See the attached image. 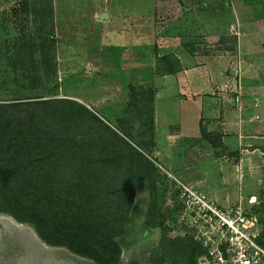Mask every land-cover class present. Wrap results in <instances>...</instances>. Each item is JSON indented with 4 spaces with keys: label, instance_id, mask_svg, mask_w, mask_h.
<instances>
[{
    "label": "rangeland",
    "instance_id": "rangeland-1",
    "mask_svg": "<svg viewBox=\"0 0 264 264\" xmlns=\"http://www.w3.org/2000/svg\"><path fill=\"white\" fill-rule=\"evenodd\" d=\"M67 1L72 2V6H68ZM76 2L80 4L79 8L75 6ZM88 3L96 6L90 9ZM147 3L148 6H145ZM80 12L84 15L94 14L99 25L94 24L96 26L93 27L91 22L81 20L79 23L74 20ZM113 14H131L137 18L134 17L135 22L123 19L122 22L104 20V15L108 17ZM141 14L152 20L147 25L158 32L155 41L157 44L166 43L176 51H188L191 56L187 64L195 66L210 63L207 74L212 76L214 85L202 87L200 80H197V85L193 87L198 97H206L212 101V113L202 116L205 129L206 121L216 122L221 118L219 112L225 110L236 109L239 111L238 115L245 119L257 120L255 125H244L246 134L242 138L239 136V139H235L232 133H228L226 142L219 144V134L213 133L211 136L217 146L209 151L211 160L207 163V170L212 173L209 181L214 186L231 187L232 181L241 180L242 170L235 174L232 165L234 161L241 156H248L249 161L240 169L249 170L253 169L249 166L251 159L260 160L264 157L260 148L254 150V146L264 147V0H0V102L34 100L39 97L49 99L54 96L62 98L76 93L84 98H91L95 93L92 78H98L95 72H90L92 64H101L104 55L98 56L90 50L87 52L86 44L92 42L86 40L87 37H92L89 31L93 29L96 32L98 29L101 33L99 40L103 45L108 47L111 44L118 48L122 46L124 33H130L133 28L140 30L143 25L139 21ZM128 28L130 30L126 32ZM82 33L84 34L81 35ZM66 46H76L83 53L63 54ZM113 57L116 63L123 59L117 54ZM177 66L171 54L158 58L160 69ZM205 71L204 69L202 72ZM77 77L81 81L70 82V87L66 89L63 82ZM78 86H81V91ZM98 90L96 93L99 96L109 94L108 88ZM154 90L150 82L130 83L126 93L117 89L120 98L125 95L128 97L127 111L122 114L118 125L102 113L97 117L89 111L76 110L72 130H68L69 108L74 107L68 102L61 105L59 101L28 104L16 101L11 104L10 110L0 107V133L6 134L0 139V157L9 155L10 150H4L10 143L11 136L14 140L23 141L35 136L38 130L25 129H36V126H40L39 122H35L36 119L42 118V123L46 121L50 130L41 131L63 132L69 138L63 146L69 148L71 154L74 153L68 162L71 164L67 166V169L72 167V172L77 173L74 164H82L90 158L85 154L87 151L95 153L97 157L94 160L102 166L115 165L112 167L116 176L123 181L129 180L134 174L141 176L145 166L147 175H151L154 168L150 161H158L156 165L160 170L156 167L152 187H147L144 182L137 184L134 194L130 190L124 194L127 199L133 196L130 207H133L134 201L145 209L151 204L155 211V224L147 230L143 229L140 223L141 207L137 210L135 222L129 225L126 240L121 245L118 264H131L129 260L132 257L146 264L144 259L152 254L154 247L159 248L157 256L165 255L172 264H187L190 258L185 251L187 245L192 243L178 236H168L166 240L167 236L163 233L168 229L171 235H177L170 224L175 222L178 212L174 201L178 191L175 194L168 185L169 187H165V194L169 198H162L163 184L172 183V177H167L163 171L167 167L159 162L164 157L153 155L149 157L150 161L145 159L148 145H160L164 153L165 148L169 150L168 145L175 138L166 132L158 131L160 133L155 134L153 131L152 116L148 108ZM183 94L188 93L183 90ZM106 99L108 100L107 97ZM77 102L83 104L82 101ZM25 107L27 109L22 120H17L15 113ZM56 135L60 138L59 134ZM201 151L204 153V150ZM165 157L170 159L166 154ZM226 157L231 164L224 163L222 166L220 162H225ZM254 169L260 170V166ZM224 174L227 175L225 181L222 177ZM108 175L116 177L111 169L108 170ZM246 176L245 182H250L249 175ZM71 179L76 180V175ZM250 185L245 186L252 189L254 185ZM111 187V191H97V194L103 192L115 204L114 209L120 208V191H117L112 182ZM261 190L264 191V188ZM262 210L264 212V205ZM4 215L16 220L12 215L0 211V264H97L64 246L46 243L33 226L26 222H21L22 225L18 226ZM163 219L164 224H159ZM162 243L164 252L160 250ZM181 243L185 245L183 248L179 245Z\"/></svg>",
    "mask_w": 264,
    "mask_h": 264
},
{
    "label": "trees",
    "instance_id": "trees-1",
    "mask_svg": "<svg viewBox=\"0 0 264 264\" xmlns=\"http://www.w3.org/2000/svg\"><path fill=\"white\" fill-rule=\"evenodd\" d=\"M168 71H172V68ZM16 101L26 104L54 101H59L61 105L64 102L71 103L74 107L69 108L71 111L67 117L68 130H72L71 124H74L72 121L77 115L76 110L88 111L85 106L75 100L58 98L17 99L11 102H0V107L10 110L11 104H15ZM26 109L27 107L17 111L15 118L22 120ZM61 109L60 107L59 110ZM35 122H39L40 126L25 130H38L36 135L25 141L14 140L11 136L10 143L4 150L5 152L10 150L9 155L0 157V211L33 226L38 235L50 245L64 246L77 255L94 260L97 264H118L121 245L124 239L126 240L129 225L135 222L134 215L141 207L135 201L133 207H130L133 196L127 199L124 194L129 190L131 194H134L137 184L144 182L152 187L156 167H153L154 171L149 176L145 166L141 176L134 174L129 180L123 181L116 176L112 167L115 165L102 166L100 162L94 160L97 155L87 151L85 154L90 157L89 161L74 164L73 167L77 173L72 172V167L67 169V166L71 164L68 162L74 153L71 154L69 148L66 149L63 146V143L67 144L69 138L65 137L63 132L41 131L50 130L46 121L42 123V118L36 119ZM56 134H59L60 138H57ZM2 135L6 134L0 133V139ZM202 135L214 146L216 145V141L211 137L214 135L212 132H206L202 128ZM98 157L101 156L98 155ZM107 169H111L116 177L109 176ZM75 175L76 180H72L71 177ZM111 182L115 184L117 191H120L121 203L120 208L117 209H114L115 204L111 203L103 192L97 194V191H111L113 189ZM172 210L175 211V208ZM139 211L140 223L143 229L147 230L155 224V211L151 204H148L146 209L141 207ZM159 224H164V219ZM163 233L167 236L166 240L168 236H178L192 243L187 245L185 251L190 257L187 264H193L196 256L203 252V248L189 236L171 235L168 229H165ZM179 245L181 248L185 246L184 243ZM163 249L162 243L160 250L164 252ZM157 250L159 248L154 247L152 254L144 259L146 264L161 262L172 264V261L168 260L170 258L165 255L157 256ZM129 261L131 264L141 263L136 257H132Z\"/></svg>",
    "mask_w": 264,
    "mask_h": 264
},
{
    "label": "crops",
    "instance_id": "crops-1",
    "mask_svg": "<svg viewBox=\"0 0 264 264\" xmlns=\"http://www.w3.org/2000/svg\"><path fill=\"white\" fill-rule=\"evenodd\" d=\"M67 3L68 6H72V2L67 1ZM148 4L149 3L145 6H148ZM75 6L79 8L80 4L76 2ZM95 6V4L88 3L90 9ZM94 17L95 15H92V13L91 15H84L80 12L77 17L75 16L74 20L79 23L81 20L91 22L94 27L99 25V22H97ZM134 17L137 18V16L131 14H126L124 16L121 14H113L108 17L104 15L103 18L104 20L110 19V21L117 22H122V19L124 21L135 22ZM150 20L148 16L141 14L139 21H141L143 25L140 26V30L137 31L133 28V31L131 30L130 33L127 32L130 30L129 28L125 30L128 34L124 33L122 37V39H124L122 46L118 48L111 46V44H109L108 47L103 45L104 43L99 40L101 33L98 29H96V32L93 29L91 32L89 31L92 37L89 36L86 40H92V42L86 44V47H88L87 52L90 50V52L92 51L98 56L104 55L101 64H92V71H90L98 75L97 80L92 78L94 81L92 84L94 85L93 92L95 93L92 94L91 98L88 96L84 98L80 93H76L74 96H65L62 98L54 96L51 98H72V100L82 101V105L85 106L90 113L97 117H100L102 113L118 125L121 116L127 111L128 97L125 95L124 98H120V93L117 89L126 93L128 92L130 83L138 84L150 82L155 89L154 95L150 101V108H148L152 116L153 131H155V134L166 132L175 138H173L172 143L168 145L170 147L169 150L165 148L166 152L164 153L160 145L158 147L154 144L148 145L149 147H146L148 148L146 149V159L150 161L151 158L149 157L153 155L164 157V159H161L159 162L167 167V169L163 170L167 177H172V179L176 177L193 183L196 188L221 204L233 201L237 199L239 195L248 196L249 194H257V198L262 201L264 194V191L261 190L264 188V157H261L260 160L251 159V164L249 163V166L253 169L249 170L240 169L241 166L243 167L249 161L250 158L248 156H241L234 161L232 165L235 174L237 171L239 174V170H242L240 175L241 180L232 181L231 187L223 185L214 186L213 183L209 181V176H211L212 173L207 170V163L211 160L209 151L214 148V144L210 143V141L202 135V128L205 129L202 124L204 121H202V116L207 115L208 112L212 113V101L207 100L206 97H198L193 87L197 85V80H200V86L202 87L214 85L212 76L207 74V72H209L208 68L210 67V63L195 66L187 64L186 62H188L189 56H191L188 51L180 49L176 51L172 49V46H168L166 43L157 44L155 41L158 32L148 28L147 24L151 23ZM83 34L84 33L81 35ZM65 53L77 54L83 53V51L76 46H66L63 51V54ZM116 54L119 55L120 58H123V61L119 60L116 63V59L113 57ZM169 54L174 57L178 66L175 68L171 67L172 71H168L171 68L166 70L158 68V58ZM130 56H132L131 60L129 59ZM87 65L89 66V64ZM204 69L206 71L202 72ZM76 81L80 82L81 80L78 77L71 78V80L63 82V84L66 85V89H68L70 87L69 83ZM102 88H108L109 94L107 96H99L100 94L96 93L99 91L98 89ZM78 89L81 91V86H78ZM182 89L187 91L188 94H183ZM85 90L87 89L85 88ZM70 94L73 93L70 92ZM219 113L221 118L217 119L216 122L212 120L205 122L207 124L205 129L206 132L219 134V144L221 142H226V134L232 133L233 138L239 139V136L242 138V136L246 134L244 130L245 124L247 127L257 124V120L255 119L252 121L250 118L245 119L242 115H238L239 111L236 109L230 111L225 110L223 112L220 111ZM241 125L243 129L240 127ZM161 145L163 146L164 144ZM215 146H217V144ZM258 148H260L261 153H264V147L254 146V150ZM201 150H204V153ZM165 154L170 156V159H167ZM150 162H153V167L155 166L160 170L156 165L158 161L151 160ZM224 163L231 164L229 163L228 157H226L225 162H220L222 166ZM259 166L260 170L254 169ZM169 173L171 175H168ZM246 175H249V180L251 179L250 182H245L247 178ZM222 177L224 181L227 179L226 174L222 175ZM246 184L254 185V187L252 189L250 187L246 188ZM146 186L148 187V185ZM259 192H261V194H259ZM263 204L264 202H262L261 205L263 206ZM262 206L261 213L263 212Z\"/></svg>",
    "mask_w": 264,
    "mask_h": 264
},
{
    "label": "built area",
    "instance_id": "built-area-1",
    "mask_svg": "<svg viewBox=\"0 0 264 264\" xmlns=\"http://www.w3.org/2000/svg\"><path fill=\"white\" fill-rule=\"evenodd\" d=\"M172 180L178 212L170 227L203 248L193 264H264V194L262 201L249 194L221 204L193 183Z\"/></svg>",
    "mask_w": 264,
    "mask_h": 264
},
{
    "label": "flooded vegetation",
    "instance_id": "flooded-vegetation-1",
    "mask_svg": "<svg viewBox=\"0 0 264 264\" xmlns=\"http://www.w3.org/2000/svg\"><path fill=\"white\" fill-rule=\"evenodd\" d=\"M172 181V183H170V184H172V185H170V184H167V183H165V184H163V186H162V189H161V192H162V198L165 200V199H168L169 198V195L167 196V194H165L166 193V190H165V187L166 186H171L173 189H172V191L174 190V193L176 194V192L178 191L177 189H175V186H174V180H171ZM168 186V187H169ZM176 198V197H175ZM176 199H174V201H175Z\"/></svg>",
    "mask_w": 264,
    "mask_h": 264
},
{
    "label": "bare ground",
    "instance_id": "bare-ground-1",
    "mask_svg": "<svg viewBox=\"0 0 264 264\" xmlns=\"http://www.w3.org/2000/svg\"><path fill=\"white\" fill-rule=\"evenodd\" d=\"M3 216V215H2ZM5 217H7L10 221H12L14 224H16V225H18V226H21L22 225V223L21 222H18V221H16V220H14L13 218H11L10 216H6V215H4ZM32 230V229H31ZM34 235H35V233H34ZM36 236V235H35ZM37 237V236H36Z\"/></svg>",
    "mask_w": 264,
    "mask_h": 264
}]
</instances>
